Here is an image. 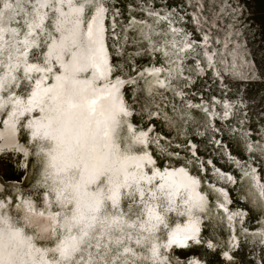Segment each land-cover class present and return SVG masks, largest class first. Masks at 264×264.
<instances>
[{"label": "rangeland", "instance_id": "1", "mask_svg": "<svg viewBox=\"0 0 264 264\" xmlns=\"http://www.w3.org/2000/svg\"><path fill=\"white\" fill-rule=\"evenodd\" d=\"M83 1L84 24L93 4L103 10L107 77L123 80L120 99L128 112L122 114L118 140L123 144L129 134L137 139L133 149L147 159L142 172L150 177L149 188L159 183L153 171L165 169H179L185 173L182 178L196 181L201 196L194 214L197 235L183 245L161 247V261L152 263L147 241L142 245L132 241L133 236H104L96 228L99 247L90 236L83 253L60 259L54 246L64 236L72 204L66 190H57L60 202L56 192L50 193L54 185L45 171L44 154L35 149L37 141L28 140L26 116L20 117L15 135L22 150L11 146L0 151V212L28 234L52 264H264V28L251 1ZM3 4L11 9L5 18L0 16V79L11 66L13 45L25 52L27 63L44 65L45 46L56 37L54 11L46 7L42 29L35 28V42L25 49L21 42L34 0H0V12ZM12 69L13 80L8 85L2 80L0 98H24L32 79L38 81L42 74L28 77L20 65ZM55 71L56 65L46 85ZM152 74L158 84L149 90L146 83ZM9 108H0V127ZM133 194L123 195L120 203L121 213L132 220L141 210ZM55 213L53 224L50 217ZM165 215L166 226L153 232L159 242L166 239L169 226L186 219L171 211Z\"/></svg>", "mask_w": 264, "mask_h": 264}, {"label": "bare ground", "instance_id": "2", "mask_svg": "<svg viewBox=\"0 0 264 264\" xmlns=\"http://www.w3.org/2000/svg\"><path fill=\"white\" fill-rule=\"evenodd\" d=\"M32 7L30 20L23 34L22 47L26 49L35 42L31 34L36 27L42 29L46 7L54 11L52 28L56 31V37H51L45 46L44 65L27 63L25 52H18L14 45L9 52L12 62L11 66L10 64L6 66L3 78L4 81L7 80V85L14 77L12 68L19 65L24 75L28 77L33 72L41 71L42 74L38 81L32 79L29 91L24 98L20 96L0 98V108L5 104H9L10 107L0 127V151L11 146L22 150V147L17 144L15 135L20 117L26 116L24 128L28 140L34 143L37 141L35 149L40 148L44 154L45 171L49 172L48 180L54 185V187L50 186V193L63 189L68 194L72 204L68 218L73 215V208L77 207V202L81 211H85L88 204L100 199L102 207L95 214L94 229L89 232V237L96 241V245L100 239L96 228L104 231V236L108 237L115 238V234H121L122 237L133 236L135 240L132 241L136 243L143 245L144 240L148 242L147 254L152 263L160 262L161 247L167 249L171 244L180 246L185 243L187 237L193 239L197 235L193 227L195 225L197 228L198 225L194 214L201 205V196L197 192L196 181L185 175L182 178V174L185 173L183 171L181 173L179 169L174 171L165 169L162 172L153 171L152 176L158 179L159 183L149 188L150 177L142 172L147 159L142 153L136 155L137 152L133 149L137 139L131 140L129 134L125 137L124 145L121 140H118L119 126L124 120L122 114H127L128 110L124 108L120 99L123 80L115 79L114 82L108 80L110 72L102 34L103 10L97 4H93L92 13L84 24L83 0L79 2L34 0ZM10 9L3 4L1 17L7 16ZM77 9L80 11L77 12ZM57 18L61 21L60 23H56ZM89 24L91 34H89ZM54 65L57 66L55 71L57 74L54 75L52 82L46 85ZM3 79H0V85ZM154 80L152 74L146 83L149 90L153 85L158 84ZM59 85H63L64 88L58 87ZM68 88L75 94L73 97L75 107H69L66 102L68 96L64 89ZM34 111L37 112L36 115H33ZM56 119L67 121L66 128L59 127L55 122ZM104 131L108 133L107 138L102 135ZM142 139L141 137L140 142ZM105 140L112 145L105 150L106 171L99 179L86 184L89 176L87 171L83 177L81 176L79 169L84 166L81 158L87 157L88 149L93 143L99 146ZM81 143L83 147H80ZM185 179L189 180L187 184ZM77 184H79V190L76 189ZM145 191L148 192L146 197ZM132 193L141 203L140 217L133 220L126 218L121 213L120 207L122 196L130 197ZM113 196L116 200L115 206L110 199ZM46 197L48 198L47 195ZM24 204L28 209H33L30 207V202L24 201ZM158 205L163 206V209L159 210ZM2 206L3 202H0V209ZM168 211L186 218L185 223L176 222L172 227L169 226L166 229V239L159 242L158 239H154L153 232L161 224L166 226L165 213ZM85 214L88 213L85 211ZM57 217V213L51 215L53 224ZM108 224L112 225L111 228L107 227ZM63 225L66 230L64 236L60 237L58 244L54 246L59 258L57 249L60 241L62 239L67 241L70 236L79 237L80 235V226L72 227L70 232L69 221L65 219ZM170 239L175 242H170ZM153 256L156 261L152 258ZM0 261H4L5 264H52L45 252L40 247L34 246L30 236L25 234L19 226L13 225L7 214L2 212H0Z\"/></svg>", "mask_w": 264, "mask_h": 264}, {"label": "snow or ice", "instance_id": "3", "mask_svg": "<svg viewBox=\"0 0 264 264\" xmlns=\"http://www.w3.org/2000/svg\"><path fill=\"white\" fill-rule=\"evenodd\" d=\"M5 7H10V5L5 4ZM59 9L57 8V11ZM80 10L77 9V12ZM99 11V10H98ZM63 15V14H61ZM0 16H2V13H0ZM61 21L59 18H57L56 23H60ZM27 23V22H26ZM29 28H31V25H29ZM59 30V29H57ZM3 29H0V32H2ZM89 34H91V25L89 24ZM51 47V46H50ZM27 71V69H26ZM2 86V85H0ZM58 87L64 88L63 85H59ZM115 87V86H114ZM67 92V104L69 107H75L76 105L73 103V97L74 93L70 88L64 89ZM55 122L59 125L61 128H66L67 121H59L58 119L55 120ZM47 134V133H46ZM103 137L107 138L108 133L107 131H104L102 133ZM83 143L80 144V147H83ZM109 147H112L107 140H105L104 143L97 146L95 143H93L89 149H88V155L87 157H82L81 161L83 163V167L80 168L81 176L83 177L85 171L88 172L89 178L85 182L86 184H91L93 181L99 179L101 176L104 175L106 169H105V162L107 160L106 155V149ZM119 186L117 185V188ZM76 189L79 190V184L76 185ZM62 193L60 191H56V197L57 201L60 202ZM110 199L113 200V205L115 206L116 200L113 197H110ZM102 207V202L100 199H96L90 204L86 206L85 211L88 213L85 214V211H81L79 203L77 202V207L73 208V215L68 218L65 217L66 220L69 221V231L71 232L72 227L74 226H80V235L79 237L76 236H70L67 241L61 240L60 246H58V251L60 254V258L62 260H68L71 258V255L73 253L79 252L81 250L80 245L87 242V238L89 237V232L94 229L95 223H96V213L99 212L100 208ZM114 222V221H113ZM63 226V225H61ZM111 224H108L107 227L111 228ZM101 227L103 228L104 225L102 224ZM117 243L119 241H116ZM170 242H175L170 239ZM97 247H99V242H97ZM131 250L126 248L125 252H130ZM0 264H5L4 261H0ZM107 264V262H105Z\"/></svg>", "mask_w": 264, "mask_h": 264}, {"label": "trees", "instance_id": "4", "mask_svg": "<svg viewBox=\"0 0 264 264\" xmlns=\"http://www.w3.org/2000/svg\"><path fill=\"white\" fill-rule=\"evenodd\" d=\"M248 1H251L250 7H254L257 14L261 16L262 18L261 25L264 28V0H248Z\"/></svg>", "mask_w": 264, "mask_h": 264}]
</instances>
